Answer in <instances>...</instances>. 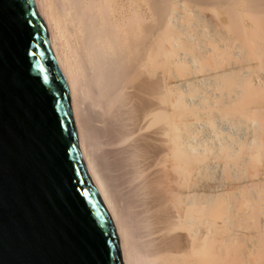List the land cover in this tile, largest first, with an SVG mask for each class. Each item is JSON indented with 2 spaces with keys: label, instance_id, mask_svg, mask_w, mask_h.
Returning <instances> with one entry per match:
<instances>
[{
  "label": "bare ground",
  "instance_id": "1",
  "mask_svg": "<svg viewBox=\"0 0 264 264\" xmlns=\"http://www.w3.org/2000/svg\"><path fill=\"white\" fill-rule=\"evenodd\" d=\"M122 264H264V0H32Z\"/></svg>",
  "mask_w": 264,
  "mask_h": 264
},
{
  "label": "water",
  "instance_id": "2",
  "mask_svg": "<svg viewBox=\"0 0 264 264\" xmlns=\"http://www.w3.org/2000/svg\"><path fill=\"white\" fill-rule=\"evenodd\" d=\"M0 264H122L32 0H0Z\"/></svg>",
  "mask_w": 264,
  "mask_h": 264
}]
</instances>
